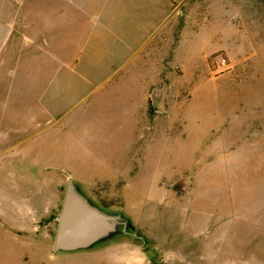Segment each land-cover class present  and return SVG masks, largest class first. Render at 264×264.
I'll return each mask as SVG.
<instances>
[{
  "label": "rangeland",
  "instance_id": "1",
  "mask_svg": "<svg viewBox=\"0 0 264 264\" xmlns=\"http://www.w3.org/2000/svg\"><path fill=\"white\" fill-rule=\"evenodd\" d=\"M260 159L264 0H0V264H264ZM68 179L144 245L54 253Z\"/></svg>",
  "mask_w": 264,
  "mask_h": 264
},
{
  "label": "water",
  "instance_id": "2",
  "mask_svg": "<svg viewBox=\"0 0 264 264\" xmlns=\"http://www.w3.org/2000/svg\"><path fill=\"white\" fill-rule=\"evenodd\" d=\"M139 241L144 238L121 211H105L68 179L62 196L53 239L54 253L92 252L109 243Z\"/></svg>",
  "mask_w": 264,
  "mask_h": 264
},
{
  "label": "crops",
  "instance_id": "3",
  "mask_svg": "<svg viewBox=\"0 0 264 264\" xmlns=\"http://www.w3.org/2000/svg\"><path fill=\"white\" fill-rule=\"evenodd\" d=\"M260 162H261V167H260V172H259L260 174L258 175L259 176V185L257 187L258 191L253 192V193H255V195H258V198H259L258 201H257L256 213L258 215L257 227L259 229V239H260V242L262 243V242H264V176L261 173L262 172L261 169H262V165H263L261 159H260ZM229 174L230 173H225L224 176H226L227 179H229ZM211 176L215 178V177H220L221 175L218 172H214V173L211 174ZM138 179H139V175H135L134 177H132V181L135 180L136 182L135 183L132 182L131 185L130 184H126V185L129 186L133 190L135 184H136L135 187L138 186ZM116 189H117V187H116ZM250 190H252V189H250ZM250 190L246 191L245 188H241V189H237V191L232 189V192L234 193L233 194V196H234L236 194L237 195H241V193H242V195L245 194V193L249 194V193H251ZM217 191L219 192V189ZM173 193L175 194V196H178V194L175 191H173ZM213 202H215V204H217L219 201L216 200V201H213Z\"/></svg>",
  "mask_w": 264,
  "mask_h": 264
}]
</instances>
